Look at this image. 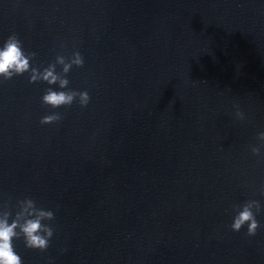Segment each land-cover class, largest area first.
<instances>
[{
  "label": "water",
  "instance_id": "95a60500",
  "mask_svg": "<svg viewBox=\"0 0 264 264\" xmlns=\"http://www.w3.org/2000/svg\"><path fill=\"white\" fill-rule=\"evenodd\" d=\"M13 33L38 66L78 50L90 96L53 110L46 84L0 83V199L54 212L46 250L14 242L23 264H264V211L229 227L264 209V0H0Z\"/></svg>",
  "mask_w": 264,
  "mask_h": 264
},
{
  "label": "clouds",
  "instance_id": "9594fccd",
  "mask_svg": "<svg viewBox=\"0 0 264 264\" xmlns=\"http://www.w3.org/2000/svg\"><path fill=\"white\" fill-rule=\"evenodd\" d=\"M63 48V45H61ZM35 52L26 51L21 40L13 33L0 40V83L18 76L27 77L28 83H43L47 87L41 96V103L50 109L69 108L73 104L85 108L90 102L87 90H77L69 87L68 74L73 67L79 68L84 59L78 50L70 55L56 54L54 60L44 65L34 61ZM234 116L243 120L244 113L234 105ZM58 111H51L40 118V124L48 125L61 120ZM258 144L250 147L254 156H260L264 149V131L257 133ZM260 194L264 196V184ZM264 209L256 199H248L233 205L231 223L233 232L246 229V235L256 234L260 223L257 220ZM54 212L51 209L38 206L28 197L16 199L14 203L0 199V264H23L14 242L22 240L28 249L43 252L49 246L53 237L51 222Z\"/></svg>",
  "mask_w": 264,
  "mask_h": 264
}]
</instances>
